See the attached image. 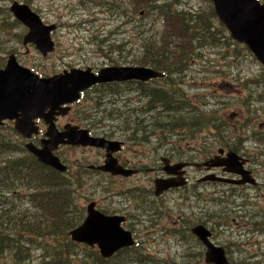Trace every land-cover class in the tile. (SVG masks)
<instances>
[{"label": "rangeland", "instance_id": "1", "mask_svg": "<svg viewBox=\"0 0 264 264\" xmlns=\"http://www.w3.org/2000/svg\"><path fill=\"white\" fill-rule=\"evenodd\" d=\"M14 2L28 4L46 23H57L54 39L58 48L55 53L43 56L34 43H29L28 48L23 45L28 27L10 11ZM154 4L165 6L175 13L174 16L158 15L154 18V13H148V5ZM214 9L212 0H0V62L4 66L9 55L16 53L22 64L35 68L39 73L51 74L66 66L77 65L154 67L156 54L139 50L137 41L146 39L155 31L170 28L171 35L164 34L158 47L161 53L171 56L166 62L169 84L162 85L171 97L153 99L152 93L142 94L125 88L97 89L89 94L82 108V123L99 125L100 130L109 131L116 138L128 139L136 150H148L150 163L155 154L166 151L176 152L177 157L200 160L205 157L204 151L220 144L212 134H207L212 120L220 119L218 124L225 123L224 129L230 125L239 130L241 124L249 122L239 121L248 119L254 121L253 131L258 134L262 132L259 124L264 121V65L246 44L231 36ZM145 11L147 14L142 18ZM183 16L193 20L189 32L182 27L180 18ZM145 23L158 29L150 31ZM180 42L181 46L178 45ZM108 44L113 48L123 46L125 50L114 52L107 47ZM161 84L154 81L152 86L157 88ZM170 98L176 103L182 99L191 113H186V105L178 109L182 112L180 114L173 110L164 112L160 105ZM223 112L227 113L226 119L233 113V118L237 117L239 121L231 119L230 124L224 122L221 120ZM141 121L148 125L145 130L139 126ZM204 136L205 139L197 138ZM229 138H224V141ZM238 138H242L255 152L264 181V143L254 138L251 131H245ZM0 141L9 143L8 151H0V167L8 161L19 160L27 164L32 160V154L13 127H0ZM67 155L71 161H76L82 153L70 150ZM69 165L71 171L65 174L67 183L63 185L71 202L66 217H74L80 224L86 214L83 208L87 206L89 195L102 197L107 204L114 201L118 206L125 196L127 200L123 202L128 201L129 211L138 220V223L130 222L129 226L140 245L123 249L103 262L98 258L97 249L73 245L65 234L60 239L40 238L39 243L16 236L13 244L28 249L27 259L21 264H43L52 260L54 247L63 249L67 246L80 252V264H200L198 259H204L200 250L205 252L206 248L191 232L198 223L205 224L214 232L213 241L226 248L231 261L236 264H264V187L253 188L246 198L240 195L241 191L231 189H225L221 195L210 185L182 190L179 199L175 192L155 198V174L149 173L148 190H124L123 195H119L118 186L106 189L93 179L79 189L70 177L76 168ZM93 183L95 185L91 186ZM2 184V214L13 208L11 216L20 219L21 215L24 222H34L45 214V219L52 224H67L65 219L57 220L43 203L35 206V198L29 196L33 187L26 181ZM87 188L89 192L83 196L81 193ZM182 197L187 200L183 201ZM243 222L246 225H242ZM252 247L256 260H249L252 258L249 248ZM0 264H19L14 250L0 252Z\"/></svg>", "mask_w": 264, "mask_h": 264}, {"label": "flooded vegetation", "instance_id": "2", "mask_svg": "<svg viewBox=\"0 0 264 264\" xmlns=\"http://www.w3.org/2000/svg\"><path fill=\"white\" fill-rule=\"evenodd\" d=\"M48 25L55 24L56 27L51 31L52 40L55 43V49L57 50V42L54 39L55 32L57 31V23L51 22L47 23ZM28 48V45H24ZM55 53V50L49 53L46 56ZM17 56V54H16ZM17 60L20 62L17 56ZM22 64V63H21ZM24 65V64H22ZM26 66V65H24ZM111 66H135L132 64H121V65H93V66H71V67H64L62 70L57 71V73H39L36 71L35 68H31L38 76L42 78H48L57 74L64 73L65 71H71L72 69H81L84 71L90 70L95 76L100 75V71L103 68L111 67ZM138 66H146L147 65H138ZM167 66V65H165ZM28 67V66H27ZM159 72H163L161 69H156L155 67H151ZM167 68V67H166ZM168 70V68H167ZM164 73V72H163ZM164 76V75H163ZM160 78H150V79H126V80H106V81H97L91 84H83L85 87L79 93V96L76 100L72 102H67L62 104L60 107L62 110L58 109L54 115V125L59 132L68 131L70 128H75L77 131H87L82 132L88 137L101 139L105 145L95 146V145H83V144H67L61 143L59 147L54 151V153L60 158L62 163L66 165V170L64 174L69 173L71 171V165H73L76 170L74 171L73 175L70 176L73 180H75L78 188H82L89 179H93L94 181L98 182L99 185L105 186L106 189H114L111 186H118L120 190L117 191V194L123 195L124 190H148V183H149V173L155 174V178L153 179L154 182V195L155 198H163L166 195L170 194L171 192H175L178 194L177 199L181 197V191L185 189H189L196 185H210L211 189L216 192L218 191L223 195L226 190L231 189L232 191H241L240 195H244L245 198L247 193H249L253 188L264 187V181H262L260 171L258 169V165L260 164L256 157H254L255 152L251 151L247 146L246 142L242 140V138H238L244 133L245 131H251L254 138H257L260 143H264V121L259 124V128L262 131L260 134L253 131V127L255 125L254 121L244 120L239 121L237 117L233 118V113L230 114L228 119L225 118L227 113L222 114L224 122H228L230 124L231 119H236L241 123L248 122L245 125L241 124V129H236L231 127L230 125L225 128V123L218 124V120H212L209 124V130L207 134H212L214 138L218 139L220 144L217 147H210L205 152V157L201 158L200 160H196L193 157H177V153L174 151L171 152H164L162 154H155V161L150 163L148 159L149 151L146 149H139L136 150L133 144L129 143L128 139H121L116 138L111 135L109 131H103L99 129V125H84L82 122L83 120V111L82 108L86 104V101L89 99V94L97 89H115L118 88H125L128 90H137L142 94L152 93L159 88H153V82H160L164 80V77ZM169 84V80L164 81L162 85ZM153 96V94H151ZM169 97H171L169 95ZM154 99V97H152ZM169 107L173 109V112L177 114L182 113L181 111L178 112V109L181 106L186 105L182 99H178V103L173 98H170ZM176 103V104H175ZM163 105L161 104L160 107ZM175 113V114H176ZM186 113H191V109H189L186 105ZM16 120H6L0 127L3 126H11L13 127L17 133L21 136L22 140L26 144L33 143L38 148L43 146V143L48 140V128L50 126L49 122L43 117H37L34 119L33 128L30 131L25 132L24 134L17 130L15 126ZM139 126L145 130L148 125L141 121ZM78 134V132H77ZM260 135V137H256ZM231 137L224 141V138ZM85 138V137H84ZM205 139L204 137H197ZM144 141V138H142ZM206 142V140H204ZM239 141V144H238ZM119 142V143H117ZM115 144V145H114ZM238 144V145H237ZM118 145V146H117ZM27 149V148H26ZM28 150V149H27ZM70 150H80L82 155L77 158L76 161H71V158L67 155ZM29 151V150H28ZM30 152V151H29ZM31 153V152H30ZM133 153V154H132ZM201 153V152H200ZM229 153L236 154L237 157H233L236 160V168H233L231 164H229L230 156ZM34 155L33 153H31ZM35 156V155H34ZM110 159L114 161V165L116 168H120L122 170L128 171L130 174H123V173H114L111 170L101 169L99 168L102 165H105L107 160ZM46 165V164H45ZM52 168L49 165H46ZM122 167V168H121ZM54 169V168H53ZM158 178L163 179H173L177 186L170 188L164 193L159 195L156 194V186L155 180ZM248 178V179H246ZM246 181H243L245 180ZM134 180V181H133ZM88 185V184H87ZM95 185L94 183L91 184ZM89 192V189H84L82 191V195L86 196ZM244 192V193H243ZM152 196V193H150ZM217 195V193H215ZM89 198H86L87 206L91 202H95V208L106 215H117L122 218L121 227L129 230L132 232L133 237L136 240V243L132 246L122 247L120 249H130L133 247H138L140 245V241L137 239L134 230L129 226L130 222L138 223L137 217L129 211L128 201L123 202L126 199L125 196H122L123 199L118 205H115L114 201H110L108 204L105 202L106 199L94 195H89ZM183 201L187 200L186 197H182ZM105 200V201H103ZM87 206H84V210L86 213ZM86 214L82 220H85ZM181 218V217H180ZM179 218V219H180ZM177 222V221H175ZM203 223H198L200 225ZM205 225V224H203ZM242 225H246V222H243ZM196 226V225H195ZM191 232L196 238L205 246L206 250L201 251L200 255H204V259L201 257L198 259L200 264H214V262H208L206 260V252L207 246L206 244L192 231ZM206 226V225H205ZM209 230L210 228L206 226ZM211 231V230H210ZM214 232L211 231L210 241L217 247H222L224 250L225 257L227 262L230 264H236L235 262L231 261L228 257L227 250L224 246L216 244L213 241ZM86 246V244H82ZM98 250V248L92 247ZM250 249V255L252 256L249 260H256L257 257H254L253 254V247ZM120 250V251H122ZM119 251V252H120Z\"/></svg>", "mask_w": 264, "mask_h": 264}, {"label": "water", "instance_id": "3", "mask_svg": "<svg viewBox=\"0 0 264 264\" xmlns=\"http://www.w3.org/2000/svg\"><path fill=\"white\" fill-rule=\"evenodd\" d=\"M216 13L224 22L231 36L238 42L248 45L257 59L264 65V3L259 0H213ZM13 14L28 27L23 43H34L43 56L55 50V43L51 31L55 24L44 23L38 13L28 4L14 2L10 6ZM163 73L146 66H111L103 68L99 76L90 70L72 69L48 78H40L30 68L20 64L15 53L9 55L6 65L0 68V124L5 120H16L18 131L25 133L33 128L34 119L45 118L50 126L48 140L38 148L33 143L26 144V148L39 161L64 172L66 165L54 153L61 143L101 146L105 143L101 139L88 137L75 128L59 132L54 125V115L62 104L76 100L84 89L83 84L97 81L150 79L161 77ZM78 132V134H77ZM85 137V138H84ZM119 143V142H117ZM115 145V144H114ZM118 146V145H117ZM229 164L236 168L237 157L229 153ZM101 169L114 173L130 174L128 171L116 168L114 161L107 160ZM122 168V167H121ZM248 179V178H246ZM243 180V181H246ZM156 194L176 187L173 179L158 178L155 180ZM122 218L117 215H106L95 208V202L87 206V216L83 223L69 232L75 242L97 246L104 257H111L122 247L134 244L132 232L121 227ZM192 231L206 244V260L214 264H230L222 247L215 246L210 241L211 231L203 224L196 225Z\"/></svg>", "mask_w": 264, "mask_h": 264}, {"label": "trees", "instance_id": "4", "mask_svg": "<svg viewBox=\"0 0 264 264\" xmlns=\"http://www.w3.org/2000/svg\"><path fill=\"white\" fill-rule=\"evenodd\" d=\"M148 6V13H154V18H156L158 15H169L170 17H173L175 14L173 11L168 10L163 5L154 4ZM146 14V11L141 14L142 18ZM215 14L218 17L216 11ZM180 19L182 22V27L189 32V28L192 27L191 22L193 20L190 18H185L184 16ZM150 25L151 24L145 23V26H148V29L150 31H155L156 29H158L153 25ZM170 31H172L170 28L165 29L163 31H155L146 39L137 41L139 50L143 52L152 51L154 54H156L154 55V58H157V60L154 63V67L156 69L159 68L163 70L165 74L163 81H167L170 79V75L167 77L168 70L166 68L167 66L165 65L168 58L171 56L167 57V54L161 53L158 45L162 41L164 34L171 35ZM178 45L181 46L182 43L180 42L178 43ZM107 47L111 50H114V52L117 51L118 53L125 50V47L123 46H119V48H113L112 44H108ZM1 49L2 48H0V51ZM169 52L173 53V50H170ZM0 67H3L1 62ZM157 88L159 89L152 92V97H154V99L160 97H169L170 92L168 90H165L162 84L159 85V87ZM169 103V99H165L164 103H162L164 112L169 113L170 110H173L171 107H169ZM8 150L9 143L5 141H0V151ZM64 176L65 174L63 172L46 166L45 164L40 162L34 155H32V160L30 161V163L26 164L25 162L15 160L8 161L5 166L0 167V186L3 185L2 183H14L15 181L22 180L26 181L30 186L33 187V190L29 192V196L31 197V199L35 198V206H38L40 203H43L46 208L49 209L48 212L58 218L57 220L61 221L65 219L67 221L66 225H61L58 222L52 224L45 219V214H42V216L37 217L34 222L33 220L24 222V218L21 217V215L20 219H15L13 216H11L10 210H13V208H9V211H5L3 214L2 209L0 208V252H4L7 249L14 250V255L17 263L21 264L23 261H25L27 259L28 249L25 246L18 247L13 244L14 238L16 236H20L21 238H23V240L31 242L36 241L39 243L40 238L49 236L55 239H60L62 238V235L65 234V237L69 240L70 243H72L73 245H79V243L72 241L69 237V232L78 225H80L82 221L80 224H78L76 223L74 217H66L68 205H71V202L69 192L63 187V185L67 183V180ZM66 226H68L67 229ZM51 255L52 260L44 261L43 264H80V261L82 260L80 252L71 248L70 246H67L63 249L54 247ZM98 258L100 261L103 262L110 259L103 257L100 253L98 254Z\"/></svg>", "mask_w": 264, "mask_h": 264}, {"label": "bare ground", "instance_id": "5", "mask_svg": "<svg viewBox=\"0 0 264 264\" xmlns=\"http://www.w3.org/2000/svg\"><path fill=\"white\" fill-rule=\"evenodd\" d=\"M177 75V74H176ZM177 80V79H176ZM180 89V88H179ZM178 90V89H177ZM181 95V94H180ZM212 108V107H211ZM164 111V110H163ZM170 111H172V110H170ZM177 114V113H176ZM159 129V128H158ZM231 237V236H230Z\"/></svg>", "mask_w": 264, "mask_h": 264}]
</instances>
